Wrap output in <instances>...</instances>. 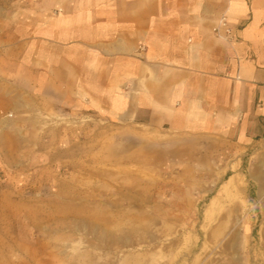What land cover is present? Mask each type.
Listing matches in <instances>:
<instances>
[{"label": "crops", "instance_id": "1", "mask_svg": "<svg viewBox=\"0 0 264 264\" xmlns=\"http://www.w3.org/2000/svg\"><path fill=\"white\" fill-rule=\"evenodd\" d=\"M33 7L17 35L0 42L4 147L22 142L15 127L35 118L48 126L45 143H64L60 160L70 166L92 154L94 126L197 136L216 147L264 137V0ZM221 17L228 35L214 31Z\"/></svg>", "mask_w": 264, "mask_h": 264}, {"label": "rangeland", "instance_id": "2", "mask_svg": "<svg viewBox=\"0 0 264 264\" xmlns=\"http://www.w3.org/2000/svg\"><path fill=\"white\" fill-rule=\"evenodd\" d=\"M37 4L0 0V42ZM47 127L27 119L22 142L0 143V264H264V137L94 126L70 166Z\"/></svg>", "mask_w": 264, "mask_h": 264}, {"label": "built area", "instance_id": "3", "mask_svg": "<svg viewBox=\"0 0 264 264\" xmlns=\"http://www.w3.org/2000/svg\"><path fill=\"white\" fill-rule=\"evenodd\" d=\"M221 29H223L222 30V33H224V34H226V35H228V34H230V32H231V29H230V27L228 26V22H227V20H226V18L225 17H221V18H219L218 19V23H217V25L214 27V31H215V33H217V34H219L221 31Z\"/></svg>", "mask_w": 264, "mask_h": 264}]
</instances>
